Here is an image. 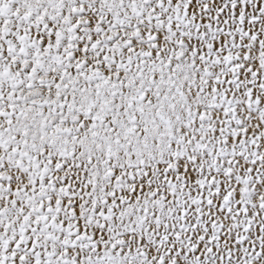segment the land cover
Here are the masks:
<instances>
[{
	"label": "snow or ice",
	"instance_id": "snow-or-ice-1",
	"mask_svg": "<svg viewBox=\"0 0 264 264\" xmlns=\"http://www.w3.org/2000/svg\"><path fill=\"white\" fill-rule=\"evenodd\" d=\"M0 264H264V0H0Z\"/></svg>",
	"mask_w": 264,
	"mask_h": 264
}]
</instances>
